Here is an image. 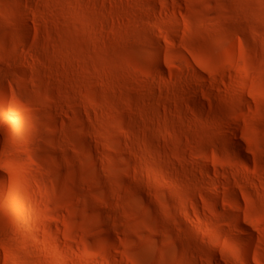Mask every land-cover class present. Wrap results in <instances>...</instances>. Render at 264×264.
Wrapping results in <instances>:
<instances>
[{
    "label": "rangeland",
    "instance_id": "rangeland-1",
    "mask_svg": "<svg viewBox=\"0 0 264 264\" xmlns=\"http://www.w3.org/2000/svg\"><path fill=\"white\" fill-rule=\"evenodd\" d=\"M0 264H264V0H0Z\"/></svg>",
    "mask_w": 264,
    "mask_h": 264
},
{
    "label": "bare ground",
    "instance_id": "bare-ground-1",
    "mask_svg": "<svg viewBox=\"0 0 264 264\" xmlns=\"http://www.w3.org/2000/svg\"><path fill=\"white\" fill-rule=\"evenodd\" d=\"M159 69H160V68H159ZM159 69H158V70H159Z\"/></svg>",
    "mask_w": 264,
    "mask_h": 264
}]
</instances>
